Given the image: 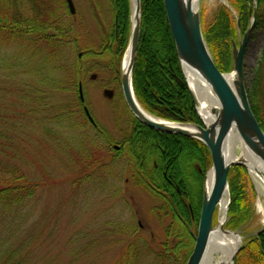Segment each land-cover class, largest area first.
<instances>
[{
  "label": "rangeland",
  "instance_id": "374dc122",
  "mask_svg": "<svg viewBox=\"0 0 264 264\" xmlns=\"http://www.w3.org/2000/svg\"><path fill=\"white\" fill-rule=\"evenodd\" d=\"M16 3L28 5V0ZM73 3V14L68 6L64 7L73 28L69 36L78 37V43L59 48L49 59L45 58L48 50L43 45L33 50H21L15 45L0 48V148L5 149L0 159L18 166L26 180L37 185L27 203L0 215V264H115L126 253L129 242L140 238L160 246L165 239L170 217L162 213L159 217L155 209L163 202L137 183L130 167L114 158V150H120L121 132L129 129L132 118L116 82L110 85L115 86L113 97L103 95V81L111 76L102 70L107 61L84 57L81 80L84 104L108 139L86 120L78 105V86L72 79L75 69L67 57H61L69 53L71 60H78L90 52V47H101L98 19L108 28L112 5L110 0ZM220 5L228 7L229 0H199L201 28ZM263 47L264 27L254 28L244 55L246 87L253 79ZM121 67L122 63L119 74ZM92 74H97L96 78L91 79ZM63 114L67 115L62 119ZM235 154L240 155V150L236 149ZM196 167L202 176L203 195L211 167L205 172ZM250 172L247 171V190L253 199L255 217L248 226L236 229L241 236L264 228V192L258 189ZM176 190L181 194L179 187ZM219 211L218 206L214 226L219 221ZM227 212L223 228L233 230L227 227ZM193 224L194 236L198 224Z\"/></svg>",
  "mask_w": 264,
  "mask_h": 264
},
{
  "label": "trees",
  "instance_id": "16d2710c",
  "mask_svg": "<svg viewBox=\"0 0 264 264\" xmlns=\"http://www.w3.org/2000/svg\"><path fill=\"white\" fill-rule=\"evenodd\" d=\"M40 3V0H28V5H22L17 4L16 0H0V48L15 45L21 50H33L37 45H43L48 50L45 58L49 59L59 48L66 49L71 43H78V37L69 36L73 34V28L67 20L69 15L66 16L64 4ZM229 6L220 5L202 27L205 42L221 72L232 70L231 49L232 41H238L237 21L243 35L249 24L253 0H229ZM140 7V41L132 73L137 101L156 117L202 125L184 81L163 0H140ZM120 9L123 29L117 50V66L120 65L129 36V1L123 0ZM260 27H264V0H256L253 29ZM61 57H67L73 64L75 70L72 79L78 86L85 73L81 67L82 59L87 57L92 60L95 56L88 52L78 60H71L69 53ZM246 89L251 110L264 132V47L257 60L253 79ZM78 105L80 108L83 106L81 102ZM131 118L129 129L127 127L126 131L121 132L120 150H114V158L121 159L124 166L133 170L137 183L156 194L155 197L163 202L155 208L156 213L159 217L162 213L170 220L160 246L159 243L152 246L138 238L127 244L126 253L115 264H142V261L143 264L147 261H151L150 264H185L193 249L192 227L193 222L198 224L202 203V176L196 166L204 172L211 167L210 152L196 139L159 132L143 125L132 115ZM94 129L106 139L109 138L99 126ZM3 154L5 149L0 148V155ZM246 178L247 170L244 167L230 168L228 183L231 201L227 227L233 230L248 226L255 217ZM176 187H179L181 194ZM36 188V184L26 180V175L18 166L0 161V215L14 212L27 203L34 196ZM257 230L261 232L246 237L234 264H264V229ZM145 254H149L148 257L144 258Z\"/></svg>",
  "mask_w": 264,
  "mask_h": 264
},
{
  "label": "water",
  "instance_id": "95a60500",
  "mask_svg": "<svg viewBox=\"0 0 264 264\" xmlns=\"http://www.w3.org/2000/svg\"><path fill=\"white\" fill-rule=\"evenodd\" d=\"M66 2L70 13L73 14L75 8L72 0H66ZM163 4L184 81L203 125L160 119L148 113L137 101L132 86V73L140 41V0H130V32L120 73L121 90L130 113L143 125L166 134L196 139L207 147L211 156L209 171L213 173V184L208 194L205 189L203 190L197 233L194 235L193 249L185 264H201L209 238L219 227L223 232L232 233L239 239L230 258L229 264H233L242 241L247 236L261 232L260 230L247 236H241L237 230L224 229L219 221L215 226L213 225V215L221 200L227 196L226 210L230 203L228 184L230 168L242 166L250 171L245 159H227L225 156V143L231 130L239 135L255 157L264 162V132L251 110L244 82V55L255 21L256 0H253V8L249 11V24L243 35L238 33L240 26L237 21L238 43L232 41V71L229 73L221 72L211 56L203 37L201 15L198 6L195 5L196 1L163 0ZM229 75L232 76L231 82L228 79ZM189 76L207 85L215 97L216 103H213L210 109L212 120L209 123L201 117L200 101L192 88ZM111 94L109 90L103 92L107 98L111 97ZM78 96L80 102L84 103L81 82L78 84ZM83 110L88 120L95 125L88 108L84 106ZM117 147V145L114 146V148ZM258 174L264 176L262 173Z\"/></svg>",
  "mask_w": 264,
  "mask_h": 264
},
{
  "label": "bare ground",
  "instance_id": "6f19581e",
  "mask_svg": "<svg viewBox=\"0 0 264 264\" xmlns=\"http://www.w3.org/2000/svg\"><path fill=\"white\" fill-rule=\"evenodd\" d=\"M198 6L199 0H195ZM191 74V73H190ZM192 75V74H191ZM195 78V76H194ZM197 79V78H196ZM229 82H231L232 76H228ZM189 81L192 85L197 98L200 101L201 110L200 114L203 120L209 123L212 120L210 109L213 107V103H216L215 97L210 91L207 85L201 83V81L193 80L189 76ZM236 149L240 150V155L235 154ZM225 156L227 159L242 158L248 163L250 168V174L253 181L257 185L261 192H264V176H259L258 173L264 175V162L255 157L245 144L240 139L239 135L231 130L225 143ZM213 184V173L209 171L205 181V191L208 194ZM227 205V196H225L219 204V222L223 225L225 220V210ZM239 239L232 233L223 232L220 227L217 228L209 238L207 249L201 261V264H229L231 255L234 249L237 247Z\"/></svg>",
  "mask_w": 264,
  "mask_h": 264
},
{
  "label": "flooded vegetation",
  "instance_id": "af4514ba",
  "mask_svg": "<svg viewBox=\"0 0 264 264\" xmlns=\"http://www.w3.org/2000/svg\"><path fill=\"white\" fill-rule=\"evenodd\" d=\"M88 1L89 2H95V0H88ZM38 2H39V0H38ZM40 2H41L40 4H42V5H45V4L46 5L47 4L56 5V4H59L61 2L67 7L66 0H40ZM72 2H73V0H72ZM110 3L112 5L110 26H108V28H107L102 23V21H101L102 19H98L101 23L100 29H101L103 44H101V47H99L100 49L99 48L97 49L96 47H90L88 50L90 51L91 54H94L95 57L107 61V64H105L104 67H102V70H105L106 72L111 73V76L109 79L103 81V87H104L103 92H104V90L111 91L112 94H111V97H109V98H112L114 93H115V86L113 87L110 85L112 83L116 82V88L119 87V89H120V94L122 96V100H123V103L125 106V110L127 111V114L129 115V117L131 119L132 114L130 113L129 109L127 108V105H126L124 97H123V93L121 90V76L119 74L118 66L116 65L118 44L120 43V37L122 36V29H123V20L121 17H119L120 13H121L120 8L122 7V0H110ZM114 6H115V8H114ZM116 7H118V8H116ZM96 17H97V15H96ZM126 47H127V45H126ZM92 50H94V52ZM125 50H126V48H125ZM124 54H125V51L123 53V57H124ZM122 61H123V58H122ZM120 63H122V62L120 61ZM93 75H94V77H93ZM96 76H97V74H92L91 79L96 78ZM91 125L93 126V128L98 127V124L96 121H95V125H93V124H91ZM113 147H114V145H113Z\"/></svg>",
  "mask_w": 264,
  "mask_h": 264
}]
</instances>
